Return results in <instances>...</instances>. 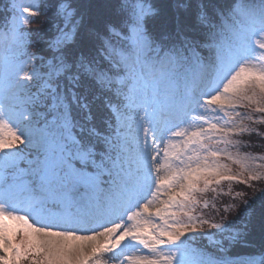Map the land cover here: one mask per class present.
<instances>
[{"label":"snow or ice","instance_id":"1","mask_svg":"<svg viewBox=\"0 0 264 264\" xmlns=\"http://www.w3.org/2000/svg\"><path fill=\"white\" fill-rule=\"evenodd\" d=\"M0 18V264H264L232 254L257 227L264 247V157L241 151L264 139V0H8ZM207 192L229 200L209 214Z\"/></svg>","mask_w":264,"mask_h":264},{"label":"trees","instance_id":"2","mask_svg":"<svg viewBox=\"0 0 264 264\" xmlns=\"http://www.w3.org/2000/svg\"><path fill=\"white\" fill-rule=\"evenodd\" d=\"M7 2H8V0H3V2H0V12H3L4 4H6ZM44 19H45V17L43 15H41L38 19L33 21V23L30 25V27L33 29L46 28L47 27L46 24H44V25L41 24V21H43ZM2 24H3V19L0 18V25H2ZM252 126L257 128L259 131H264V125L254 124ZM243 139L248 140L249 139L248 135L245 134ZM251 141L256 146L252 147V148L242 149L241 151L258 153V154L264 156V139H260L258 136L253 135V136H251ZM233 151H235V149H233ZM233 166H235V165H233ZM238 168L240 170V166ZM257 186H259V184H257ZM221 188L224 192H228L230 190L227 182H225L221 186ZM237 190H246V191H248L249 195L251 194V189H245L243 185H232L231 186V191H233V193ZM199 199H200V209L202 211L209 212V214H210V208H211V205L213 203L220 204L222 201H228L229 196L228 195L217 196L215 193L207 192L205 194H202L199 197ZM203 200H204V202H207L209 204V206H210L209 208H207V209L204 208ZM256 208H257V213H259V206L257 205ZM250 239H251V243L249 246H247V247H236V248L232 249V254L234 256H249V255H251V256H264V247H262V245H261V238H260V232H259L258 227L254 230Z\"/></svg>","mask_w":264,"mask_h":264},{"label":"rangeland","instance_id":"3","mask_svg":"<svg viewBox=\"0 0 264 264\" xmlns=\"http://www.w3.org/2000/svg\"><path fill=\"white\" fill-rule=\"evenodd\" d=\"M238 111H241V112H244V111H247V109H244L243 107H241L240 109H238ZM242 152H245V151H242ZM248 153H251L253 156H256V157H264V156H262V155H260V154H258V153H253V152H248ZM224 163H227V164H229V166L232 168V170H233V173H235V172H237V171H239V164H237V163H235V162H233V161H227V160H225V161H223ZM253 164H255V165H259V164H264V159H257V160H255V161H253ZM233 165H235V166H233ZM205 194V193H204ZM163 198V197H162ZM205 202H204V200H203V204H204ZM101 259H102V261H104L105 262V264H113V261H111L110 259H106L105 257H101ZM258 259V258H257Z\"/></svg>","mask_w":264,"mask_h":264}]
</instances>
